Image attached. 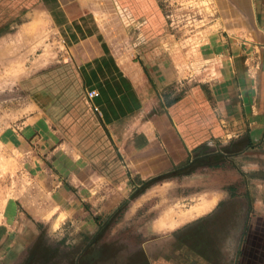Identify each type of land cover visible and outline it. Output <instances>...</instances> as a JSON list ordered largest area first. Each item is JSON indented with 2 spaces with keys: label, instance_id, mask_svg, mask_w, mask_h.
I'll return each mask as SVG.
<instances>
[{
  "label": "rangeland",
  "instance_id": "374dc122",
  "mask_svg": "<svg viewBox=\"0 0 264 264\" xmlns=\"http://www.w3.org/2000/svg\"><path fill=\"white\" fill-rule=\"evenodd\" d=\"M87 1L91 13L74 26L89 33L98 27L119 67L136 68L150 96L149 106L155 107L141 114V123L159 111L161 101L180 100L173 116L187 130L184 135L192 145H201L199 153L222 159L174 178L164 177L168 172L140 180L130 173L121 184L127 175L102 171L93 175H99L96 208L80 210L81 196L73 190L69 197L75 203L69 210L75 212L67 216L68 210L54 205L62 199L58 190L66 183L53 173L40 175L35 157L21 156L19 150L29 146L22 122L30 103L43 105L41 113L66 140L65 133L84 118L81 95L71 89L76 86L71 77L78 64L76 39L51 26L35 10V0H0V220L8 203L27 222L0 248L9 249L0 256V264H180L178 259L184 264L188 257L198 256L190 250L221 245L233 249L241 216L264 198V67L259 64V47L248 43L250 30L238 27L233 1ZM229 78L240 92L233 91V98L223 103L216 93ZM255 94H262L257 105L251 103ZM168 112L172 116V109ZM77 136L82 138L80 132ZM18 137L23 147L16 145ZM220 191L227 199L214 212L219 219L207 218L182 233L187 249L182 246L181 258L175 257L172 233L148 232L158 215L153 227L169 229L170 213L179 202L184 206L191 196ZM102 208L107 211L98 215ZM50 213L51 221L37 220ZM94 213L98 222L89 220ZM206 226H213L212 235Z\"/></svg>",
  "mask_w": 264,
  "mask_h": 264
},
{
  "label": "crops",
  "instance_id": "0c3cea01",
  "mask_svg": "<svg viewBox=\"0 0 264 264\" xmlns=\"http://www.w3.org/2000/svg\"><path fill=\"white\" fill-rule=\"evenodd\" d=\"M35 1V10L42 13L51 26L62 30L66 36L72 35V38L76 39L78 64L71 76L76 86L71 89L77 95H81L78 97V103L83 107L84 112V118L74 124L78 130L74 127L65 133L69 137L67 140L63 134L61 135L62 132L59 133V130L53 129L50 121L41 113L43 105L37 102L29 104L31 111L22 122L27 132L25 137L29 139V146L28 150L20 149L19 155L24 156L26 153L33 155L36 163L34 168L40 171V175L50 176L49 173H53L66 183L64 188L67 191L64 188L58 190L62 199L54 205L60 206L62 211L68 210L67 216L72 217L75 210H69V207L75 202L69 196L73 190L74 192L76 190L81 196L80 210L87 206L96 208V179L99 175L98 177L93 175L102 171L106 174L112 172L109 174L111 176L127 175V178L121 177L122 180L119 182L121 184L127 182L130 173L139 175L141 180L147 176L168 173L173 168L181 166L189 151L196 145H192L194 143L189 135H184L187 130H183L184 125L177 121L179 117L173 116L175 106L179 105L180 100L172 99L167 104L161 101V105L157 106L159 111L151 113L142 124L141 114L146 110L152 111L155 107L149 106L150 96L144 89L136 68L131 64L119 67L118 62L108 50L106 41L100 37L98 27L89 33L86 29L74 26L75 22L85 19L86 15L91 13L89 1ZM232 1L238 27L250 30L248 43L259 47L258 58L261 57L259 64L260 67H264V0ZM220 4H223L222 1ZM240 42L245 44L244 40ZM235 76L239 85L238 75ZM231 79L222 82L219 93H216L219 94L220 102L226 103L232 99L233 91L240 92L239 88H233ZM88 91H95L96 96L88 99L86 97ZM261 96L262 94L257 96L255 94L254 98H251V103L255 105L261 103ZM237 97L239 96L236 95ZM240 104L244 106V102ZM92 108L97 111H93ZM169 109H172V116L168 112ZM79 132L82 138L77 136ZM21 141L18 137L16 145L23 147L24 144H21ZM105 142L111 145L112 149L104 144ZM86 149H92V151L87 152ZM49 168L52 171H49ZM112 179L114 180V177ZM129 180L134 184L132 179ZM57 186L58 184L55 185ZM224 197L223 191L191 196L187 204L182 206L179 202L178 209L169 212L172 221L169 229L162 231L153 227L158 215L151 222L148 232L172 233L175 257L181 258L184 254L182 253V246H184L181 241L182 233L188 229L191 231L194 226H200L201 221L207 222V218H210V221L218 220V214H214L227 199ZM6 205L2 223L0 220V248L13 237H17L27 223L23 213L17 212L12 204L6 203ZM52 205L53 203H50V206ZM105 205L104 203L103 206ZM250 205L249 212L246 208L234 232L233 249L223 248L221 245L219 249L205 246L204 249L190 250V254L198 256L195 260L193 257H188L187 263L184 264H264V198H259L258 209L257 206L253 208V205L250 208ZM109 207L110 205H107L105 208ZM105 208L99 209L98 215L107 211ZM94 214L89 220L98 222V215ZM52 217L50 213L44 219L37 217V220L51 221ZM205 230L211 231L212 235L214 228L206 226ZM226 238H228V231ZM184 249L187 247L184 246ZM8 250L0 249V256ZM202 252L204 255L201 257ZM178 260L181 264V259Z\"/></svg>",
  "mask_w": 264,
  "mask_h": 264
},
{
  "label": "trees",
  "instance_id": "16d2710c",
  "mask_svg": "<svg viewBox=\"0 0 264 264\" xmlns=\"http://www.w3.org/2000/svg\"><path fill=\"white\" fill-rule=\"evenodd\" d=\"M201 148V145H199L191 149L187 154L186 162H184V164H181V166L173 168V170L164 177L174 178L177 174H189V172H191L197 166L214 165L221 161V156L219 157L216 155H212V153H199L198 151ZM146 185L147 183H144L142 187H145ZM247 208V211L249 212V207Z\"/></svg>",
  "mask_w": 264,
  "mask_h": 264
},
{
  "label": "built area",
  "instance_id": "2783aa9c",
  "mask_svg": "<svg viewBox=\"0 0 264 264\" xmlns=\"http://www.w3.org/2000/svg\"><path fill=\"white\" fill-rule=\"evenodd\" d=\"M96 96V92L95 91H88L87 93H86V97L88 98V99H92L93 97H95ZM93 109V111H97L95 108H92Z\"/></svg>",
  "mask_w": 264,
  "mask_h": 264
}]
</instances>
